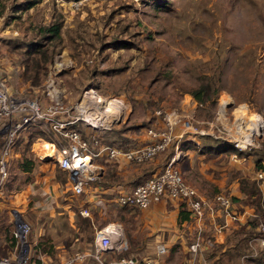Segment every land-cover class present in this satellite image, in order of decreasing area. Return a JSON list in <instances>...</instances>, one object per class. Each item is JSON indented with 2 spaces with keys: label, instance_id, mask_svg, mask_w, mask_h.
Returning <instances> with one entry per match:
<instances>
[{
  "label": "rangeland",
  "instance_id": "374dc122",
  "mask_svg": "<svg viewBox=\"0 0 264 264\" xmlns=\"http://www.w3.org/2000/svg\"><path fill=\"white\" fill-rule=\"evenodd\" d=\"M22 1L0 0V10H4L0 16V76L18 88L19 97H40L47 103L46 90L54 77L66 103H81L90 89L103 98L119 96L125 102L126 109L117 114L120 121L98 132L97 137L102 142L123 147L139 145L129 138H133V134L136 138L145 136L148 127H166L168 122L164 116H169L175 122V130H184L182 121L189 120L193 126L187 130L209 131L210 134L196 136L204 148L209 144L226 143L237 148L229 134L237 135L238 130L242 135L251 134L252 145L241 150L242 154L237 148L238 159L254 171L260 170L259 163L264 167V0H39L30 8H16ZM55 20L62 21L61 36L46 39L41 27ZM35 42L39 43L38 50L33 47ZM59 63L62 64L60 71L56 70ZM205 84L210 88L204 100L199 101L192 92ZM249 112L257 114L258 118L252 119ZM76 127L91 137L84 123L77 122ZM36 129L49 130L45 124L30 130ZM45 133V137L55 138ZM27 134L28 130L23 136ZM23 136L18 143L22 153L38 164H45L46 170L38 169L36 173H55L65 187L68 173L47 160L53 156V148H46L50 156L39 153L38 145L41 143L45 149L48 139L35 144V151L33 143L38 136L30 146L22 140ZM191 140L181 137L180 147L186 143L198 147L194 143L196 139ZM173 146L153 159L163 155L166 164L174 152ZM199 153H195L193 166L186 164V156H181L177 167L187 172L192 167L193 171L185 174L186 180L195 185L199 182L197 187L202 191L208 189L209 194H214L226 190L215 182L207 187L205 181L194 176L196 164L204 163L205 172L210 171L217 179L223 176L222 172H227L229 178L243 174L241 168L235 167L240 163L232 157L234 152H223L214 161L223 169L206 165L208 160L215 158L214 153L205 151L202 152L204 156ZM16 157L11 158L9 177L3 187L8 193L21 189L32 178L31 174L21 172L22 158ZM96 161L101 160L97 158ZM149 176L151 174L143 175L132 183ZM194 179L198 181L194 183ZM98 183L106 184L102 178ZM94 189L90 188L87 196L79 198L81 206L89 207L92 218L81 216L78 220L81 246H66L65 258L75 250L92 247L94 225L101 227L108 221L124 219L123 211L129 208L114 201V194L107 198L106 211L93 206L88 200ZM99 195L105 196L104 193ZM72 198L78 200L75 196ZM87 218L91 220L90 225ZM6 224H9L7 219L3 227ZM129 227L127 222L122 225L125 243L131 242ZM69 237L75 239L74 235ZM32 240L30 233L27 236L29 245L24 246L29 252V264H56L60 260L56 256L59 242L54 243L46 237L35 243ZM39 243L40 248L34 249ZM62 243L69 244V238ZM251 251H245L242 263L264 264V251L260 249L255 256L247 255ZM143 252L144 248L127 244L104 257L111 260L119 256H143ZM41 253L52 257L47 259V254ZM186 256L189 257V253ZM183 257L179 252L172 255L175 264H181ZM89 258L91 264H100L94 257ZM229 262L228 257L226 263L213 261L212 264Z\"/></svg>",
  "mask_w": 264,
  "mask_h": 264
},
{
  "label": "built area",
  "instance_id": "2783aa9c",
  "mask_svg": "<svg viewBox=\"0 0 264 264\" xmlns=\"http://www.w3.org/2000/svg\"><path fill=\"white\" fill-rule=\"evenodd\" d=\"M61 65V63L57 64L56 70L60 71ZM46 95L49 99L47 103H43L40 97H19L18 88L13 87L7 78L0 76V140L2 142L0 146V190L9 177L10 161L20 133L28 125L45 124L49 129L45 131L55 137L48 139L54 151V156L50 161L68 173L71 189L76 197L87 196L92 187L95 189L92 191L93 194L90 193L93 196L88 202H93L94 198L100 197V188L96 185L102 177V167L96 161L97 158L122 157L129 162L143 163L164 153L174 144V152L160 172L143 180L130 190H119L114 195V201L121 206L145 209L154 202L169 198L178 202L183 201L191 214L199 219L205 216L206 211L214 214L217 209H220L227 219L241 220L243 213L241 214L236 209L229 194L218 192L209 198L186 180L177 167L178 160L182 156L179 141L184 135L176 134L175 122L173 123L169 116H164L168 122L166 127L147 128V139L144 144L132 147L116 146L102 142L97 134L100 129L113 127L120 121L117 114L126 109V104L121 97L103 98L96 90L90 89L85 92L81 103H66L60 95L54 77L48 83ZM89 102L95 103L96 106H92ZM77 122L85 124L87 130L90 131V139L75 126ZM182 122L183 129L187 133L210 134L209 131L204 130H187L192 128V123L189 120ZM237 132V135H229L238 149L245 150L252 145L254 138L251 134L242 135L239 130ZM41 138L44 139V137ZM232 157L237 160L239 155L234 152ZM256 176L258 180L264 182V169L256 171ZM80 214L84 217H91L89 207L84 205L80 208ZM94 226L92 247L75 250L73 254L68 255L58 264H76L85 261L90 256L100 264H161L160 257L168 251L166 244L160 242L155 247L154 255L119 256L106 260L104 258L106 252H114L122 247V224L111 220L101 227ZM31 231L32 225L29 222L24 219L16 220L13 233L20 247L13 255H0V264H29V252L24 249V246L29 245L27 236ZM250 241L254 252L247 255H257L258 250L254 244H259L264 249V218L259 222ZM213 246L214 240L200 233L190 245L192 257L185 264H196L199 254ZM204 264L209 263L204 262Z\"/></svg>",
  "mask_w": 264,
  "mask_h": 264
},
{
  "label": "crops",
  "instance_id": "0c3cea01",
  "mask_svg": "<svg viewBox=\"0 0 264 264\" xmlns=\"http://www.w3.org/2000/svg\"><path fill=\"white\" fill-rule=\"evenodd\" d=\"M176 134H183L186 139H190V141H192L191 139H196L194 143L196 146L198 145V147L195 151L192 148L181 147L182 156H186L187 159L186 164L189 163L193 166L195 153L200 152L199 154L202 156V152L206 151L203 149L204 146L201 144L200 140L196 138V136L200 134L198 135V133L193 132L187 133L186 130H176ZM133 136L134 137L129 138V140L132 139L133 141L139 142V145L146 142V135L140 138H136L134 134ZM23 140L27 141V136L24 135ZM41 140L45 139L38 137L34 141V150L35 144L38 145L37 143H40L39 141ZM1 143L0 140V146ZM41 145V143L38 145L40 154H42L40 150ZM211 145L214 144L206 146ZM13 153L14 158L15 156L23 158V153L19 145H17ZM222 155V153L214 155L215 158L208 160L206 165L211 164L214 167L223 169L224 167L222 165L218 166V164L214 162ZM162 156L163 155L159 156L156 160L152 159L148 163H140L141 165L129 162L122 157L112 159L105 156L100 158L101 161L98 164L102 167L101 178L106 184L104 186L98 183L96 186L101 189V194L104 193L105 196L101 195L98 198H94V201L89 203H93V206H97L98 208L101 207V209L106 211L109 206V199L107 198L111 197L110 194L115 195L119 190H130L140 183L137 182L135 184V181L143 175L151 174V176H153L160 172L165 166ZM103 158L104 160H102ZM180 160L181 158L178 160V163ZM236 161L240 164L235 167L241 168L243 172V174L237 178H229L227 172H222L223 176L217 179L213 177L210 171L208 173L205 172L204 163L195 165L194 176H197L202 182L205 181L207 187H210L211 183L215 182L221 189L226 190L227 192H223L232 197L236 209L241 212V214L243 213L241 220L232 221L227 219L220 209H217L214 214L206 211L205 216L199 219L193 214L190 215V213H188L189 209H185L181 202L164 198L161 201L154 202L150 207L145 209H134L133 207H129L123 211L125 215L124 219H119V222L122 225L127 222L130 226L129 232L131 242L128 243L126 240L127 243H125L122 234V247H126L127 244H129V246L144 248L143 255H154L156 245L162 242L166 244L168 251L160 257L161 264H175L172 255L177 252L183 254L184 257L180 262H182L181 264H185L192 257L190 245L196 240L197 236L202 233L206 238L210 237L214 240V246L201 252L196 264H204V262L212 264L213 261L226 263L228 257L230 261L229 264H245L244 262L242 263V260H244L242 255L244 256L246 254V250H252L251 252H254L250 239L255 234L259 222L264 218V182L258 180L256 171L252 170L250 165L247 166L244 164L241 158ZM44 166V163H36L31 172L21 170L24 174L32 175V178L29 179L21 189L15 190L12 193H8L4 188L0 190V251L1 254L6 252V255H13L18 248V241H15L16 243L13 246H11V244L14 240L13 231L15 226H13V222L19 217L32 225L33 231L31 233L33 243L43 237L52 239L54 243L59 242L57 244L59 250L56 256H58V258L60 257V260L52 259L54 262L57 260L56 264H58L65 258L64 249L66 246L70 247L71 244L81 246L82 240L80 237L77 239L81 240V242L69 236L74 235L73 232L79 231L78 220L82 219V215L80 214V204L82 202L80 203L79 198L83 196L77 197L78 200L73 201L72 197L74 195L70 180L65 184V187H63L61 186L60 180L56 178L55 173L37 174L36 170L38 169L42 171L46 170ZM180 170L185 176V174L192 172L193 168L190 167V171L188 172L185 171L187 169L181 167ZM185 178L187 179V176H185ZM134 179L135 181L132 183ZM240 179L245 181L244 185L248 183V186L257 182L260 194L251 192L249 189L243 191ZM195 181L198 180L194 179L193 182L195 183ZM189 182L193 184L191 181ZM196 184L199 185L200 183L198 182ZM193 185L198 188L197 185ZM199 191L209 198L218 192H222L218 191L214 194H209L208 189L206 192L201 189H199ZM183 208L185 210L183 214L187 217L181 219L180 211ZM1 218L7 219V223L9 224L3 227V221L5 220ZM128 219H130V221H128ZM255 221H258V223ZM67 238H69V244H60V242ZM254 245L258 251H260V249L264 251L259 244ZM109 253L111 252H106L105 256L109 255ZM188 253L190 255L189 257L186 256ZM45 256L47 259L52 257L50 254ZM104 258L106 259V257ZM45 261L44 259V262ZM76 264H91L90 258Z\"/></svg>",
  "mask_w": 264,
  "mask_h": 264
},
{
  "label": "trees",
  "instance_id": "16d2710c",
  "mask_svg": "<svg viewBox=\"0 0 264 264\" xmlns=\"http://www.w3.org/2000/svg\"><path fill=\"white\" fill-rule=\"evenodd\" d=\"M38 1L39 0H23L21 3H19L16 6V8H18V9L30 8L31 6H33ZM3 12H4V10L1 9L0 10V16L3 14ZM61 27H62V21L55 20V21L51 22L50 24L41 27V30L44 33V36L46 37V39H56V38L58 39L61 36ZM33 47L36 50H38L39 49V43L38 42H35L33 44ZM209 88H210L209 84L208 85L205 84V85L201 86L198 89H194L193 92H192V94L194 95V97L197 100L202 101V100H204V96L207 93V91L209 90ZM38 125L39 124H35V125L34 124H31V125H28L25 128V130L20 133V135H19V137L17 139L16 147H17V145L19 143V139L23 136V133L26 130H28V134L26 135L27 136V139H28L26 141L27 146H30V144L32 143L33 139L35 137H37V136L38 137L40 136V137H44L46 139H49V138L45 137V134H46L45 133L46 132L45 130H41V129H36L34 131L33 130L32 131L30 130L33 127H36V126L38 127ZM75 126H76V124H75ZM79 130L81 131V133L84 136L87 137V135H86V133H85L84 130H82V129H79ZM23 138H24V136H23ZM23 138H22V140H23ZM88 139H90V138H88ZM182 147L183 148L184 147H189V148H194V149L197 148V147H193L190 143H186V144L182 145ZM203 149L206 150V151H210V152L214 153L215 155L220 154V153H223V152H236V150H237V148H235L233 145H231L229 143H226V144H223V145H220L219 144V145H216V146H214V145L206 146L205 148L203 147ZM242 153L243 152L241 150H239V154H242ZM35 164H36V161H35L34 158L28 157L26 155V153H23V158H22V160H21V162L19 164V167H20L21 170L31 172L33 170V168L35 167ZM258 165L260 167V170L261 169H264V167L262 166V164L259 163ZM259 167H258V169H259ZM244 182L245 181H243V180L241 181V188H242L243 191L249 189L251 192H254L256 194H260V189H259V186H258L257 182L256 183H253V184H250L249 186H248V183H246L244 185ZM181 203H182L183 207L185 209H187L186 204L183 201H181ZM184 208L181 209V211H180V218L181 219L184 218V217H187V216H184V214H183L184 211H185ZM188 213H190V215H191V212L190 211H188ZM87 220H88V224L90 225L91 224L90 218H87ZM79 230H80V226H79ZM76 232H77V234H74V237L77 239V238L80 237V235H79L80 232L78 230ZM76 236H78V237H76ZM13 238H14V240H13V243L11 244V246L15 245V243H16L15 241H17L16 238H15V236H14V233H13ZM40 245H41V243L36 244L34 249L40 248ZM42 251H47V250H42ZM2 255L7 256L6 255V252H4V254H2Z\"/></svg>",
  "mask_w": 264,
  "mask_h": 264
},
{
  "label": "bare ground",
  "instance_id": "6f19581e",
  "mask_svg": "<svg viewBox=\"0 0 264 264\" xmlns=\"http://www.w3.org/2000/svg\"><path fill=\"white\" fill-rule=\"evenodd\" d=\"M225 101V100H224ZM226 102V101H225ZM246 113H248V112H246ZM248 115V114H247ZM249 117H251L252 119L254 118V119H257L258 117H257V114H255V115H253V113H250L249 112V115H248ZM42 146V145H41ZM50 147H53V145L51 144V142H48V143H45V145H44V148L45 149H42L43 147H41L40 148V150H41V152H42V154L44 155V156H50V151L49 150H47L46 148H50ZM52 150V149H51ZM53 153H54V151H53ZM54 156V155H53ZM48 159H51V158H47V160ZM122 236V235H121Z\"/></svg>",
  "mask_w": 264,
  "mask_h": 264
}]
</instances>
